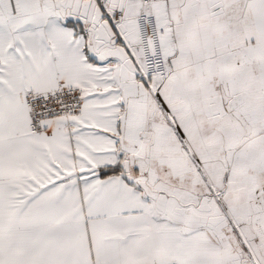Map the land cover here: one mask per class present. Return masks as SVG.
Wrapping results in <instances>:
<instances>
[{"label":"snow or ice","instance_id":"obj_1","mask_svg":"<svg viewBox=\"0 0 264 264\" xmlns=\"http://www.w3.org/2000/svg\"><path fill=\"white\" fill-rule=\"evenodd\" d=\"M0 264H264V0H0Z\"/></svg>","mask_w":264,"mask_h":264}]
</instances>
